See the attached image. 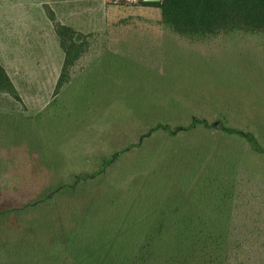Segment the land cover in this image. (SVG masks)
Listing matches in <instances>:
<instances>
[{
  "label": "trees",
  "instance_id": "obj_1",
  "mask_svg": "<svg viewBox=\"0 0 264 264\" xmlns=\"http://www.w3.org/2000/svg\"><path fill=\"white\" fill-rule=\"evenodd\" d=\"M137 2L159 9L160 26L187 40L264 36V0ZM41 7L63 57L42 113L0 112V264H129L170 189L225 234L243 214L244 176L264 182V142L240 122L232 95L198 86L116 96L93 88L97 67L86 74L84 122L73 128L57 97L88 36ZM0 95L24 107L1 65ZM50 106L56 113L42 118Z\"/></svg>",
  "mask_w": 264,
  "mask_h": 264
},
{
  "label": "rangeland",
  "instance_id": "obj_2",
  "mask_svg": "<svg viewBox=\"0 0 264 264\" xmlns=\"http://www.w3.org/2000/svg\"><path fill=\"white\" fill-rule=\"evenodd\" d=\"M42 4L61 24L88 36L87 52L57 97L71 114V127L84 122L86 74L98 67L103 70L93 88L116 96L147 97L163 87L227 91L233 107L244 114L240 122L264 142V36L232 33L207 43L187 40L160 26L159 9L137 0H0V23L6 28L0 30V57L9 61L8 72L24 101L22 107L0 95L1 113L36 118L52 99L62 52ZM11 37L18 47L3 43ZM56 111L50 106L40 116ZM73 116L80 121H72ZM258 178L244 176L243 214L231 218L225 234L187 193L168 190L129 264H264V182Z\"/></svg>",
  "mask_w": 264,
  "mask_h": 264
},
{
  "label": "crops",
  "instance_id": "obj_3",
  "mask_svg": "<svg viewBox=\"0 0 264 264\" xmlns=\"http://www.w3.org/2000/svg\"><path fill=\"white\" fill-rule=\"evenodd\" d=\"M41 1V0H40ZM1 29H6L5 28V25L3 24V23H0V30ZM54 33V32H53ZM55 35V34H54ZM56 36V35H55ZM3 39V38H2ZM56 39H57V37H56ZM57 41H58V39H57ZM5 45H12V46H19L20 45V43H19V41L18 42H15V39L13 38V37H11L10 39H7L6 38V40L3 42ZM62 52V51H61ZM61 57H63V54H62V56ZM9 61H7V59H4L3 57H0V65L4 68V70L6 71V73H7V75L9 76V78H10V80L12 81V83H13V85H14V87H15V89H16V91L18 92V94H19V96H20V98H21V100L23 99L22 98V96H21V94L19 93V91H18V88L16 87V85H15V83H14V81L12 80V77L10 76V73L8 72V69H7V63H8ZM61 63H62V61H61ZM61 63H60V67H61ZM15 65H18V63H16ZM19 66V65H18ZM9 67V66H8ZM20 67V66H19ZM60 69V68H59ZM54 88V87H53ZM22 102H24L23 100H22ZM24 104V103H23Z\"/></svg>",
  "mask_w": 264,
  "mask_h": 264
},
{
  "label": "water",
  "instance_id": "obj_4",
  "mask_svg": "<svg viewBox=\"0 0 264 264\" xmlns=\"http://www.w3.org/2000/svg\"><path fill=\"white\" fill-rule=\"evenodd\" d=\"M143 2H159L160 0H141Z\"/></svg>",
  "mask_w": 264,
  "mask_h": 264
}]
</instances>
